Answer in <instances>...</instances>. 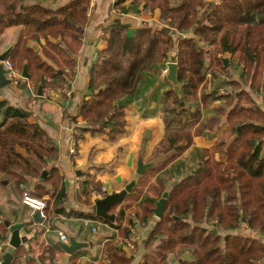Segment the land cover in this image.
<instances>
[{"label":"trees","instance_id":"16d2710c","mask_svg":"<svg viewBox=\"0 0 264 264\" xmlns=\"http://www.w3.org/2000/svg\"><path fill=\"white\" fill-rule=\"evenodd\" d=\"M132 2L135 6L143 3L147 10L159 9L162 26L152 24L130 30L115 22L104 28L106 47L97 53L89 73L88 94L82 97L78 112L72 117L82 122L78 138L87 132L102 134L109 141L122 136L127 113L119 101L133 96L142 74L176 49L172 60L176 63L177 84L161 95L162 136L145 161L153 162L176 146L180 149L157 168L137 177L130 195L136 193L139 202L131 205L126 202L127 195L115 224L98 217L118 230L103 249L109 264H129V258L122 256L117 245V235L129 240L135 223H147L156 201L171 186L162 216L146 238L145 248L161 237L165 240L156 251L144 256L142 264H169V255L175 257L177 264H264V0ZM88 3L89 0H71L51 11L24 0H0V34L7 27L20 26L21 38L68 37L67 46L76 51L83 36L79 27L87 21ZM201 7L209 8L207 24L198 22L197 10ZM192 30L207 47L188 37ZM225 55L233 64L241 65L236 78L229 66L223 67L221 59ZM24 61L34 88L38 84L59 85L54 82L62 71L57 60L59 70L51 73L42 58L24 46L23 53L15 58V67L22 70ZM206 61L210 71L202 75ZM48 75L52 77L50 82L46 81ZM218 77L222 78L220 85L225 93H207L208 85ZM214 100L223 105L205 119ZM221 118L227 126L209 148L193 144L194 136L211 133ZM16 146L24 148L27 157L17 153ZM185 149L187 156L179 158ZM56 159V148L46 132L38 124L29 123L21 109L0 100V181L13 179L19 184L34 178L39 181L36 191H25L39 198L47 192L42 183H50L57 204L65 199L63 188L56 192L57 169H49L48 176L40 181L46 160ZM182 173L183 178L179 179ZM93 190L100 192L101 184L88 173L81 194L90 206ZM242 229L250 235L241 234ZM4 235L5 227L0 222V237ZM53 257L50 251L43 262L51 264ZM16 260L13 256L11 264ZM71 264H75V259Z\"/></svg>","mask_w":264,"mask_h":264},{"label":"crops","instance_id":"0c3cea01","mask_svg":"<svg viewBox=\"0 0 264 264\" xmlns=\"http://www.w3.org/2000/svg\"><path fill=\"white\" fill-rule=\"evenodd\" d=\"M70 1L24 0L26 4L37 5L51 11H56ZM114 7L125 9V11L121 14H113ZM208 12V7L198 8L199 24H207ZM86 17V23L79 27L83 36L76 51L67 46L68 37L48 36L37 39L24 36L21 38L23 33L20 26L7 27L0 34V53L10 48L7 59L12 60L14 65H12L14 79L10 80L9 85L0 88V100L26 112L27 121L38 124L46 132L56 148L57 159L55 161L46 160V169L42 171L40 181L48 176L49 169L55 167L59 179L56 192L60 188L65 191V199L63 198L56 204V194L53 196L51 194L52 184L42 183L47 191L41 198L48 203V229L39 230L36 227L37 220L33 218L34 212L21 203V193L25 190L31 193L35 192L39 181L34 178H28V181L19 184H16L13 179L0 181V221L2 224L4 221H8L10 225H17L18 236L25 237V241L20 242L13 253L17 259L15 264H45L43 258L50 251L54 255L51 264H71L73 259H75V264H109L107 253L103 249L105 244L113 236H116L118 230L114 225H109L98 218L95 214L93 200L103 197L105 192L120 191L133 177L138 179L137 177H140L136 175L138 158L146 163L145 158L150 155L153 145L162 136V125L159 120L160 98L162 93L172 89L174 84L168 81L166 76L161 75L160 69L164 62L173 61L176 49H173L168 58L156 64L152 70L143 73L133 96L122 98L119 101L127 113L126 132L122 136L115 141H109L102 134L87 132L82 138H78L80 132L78 128L82 127V122L74 121L72 117L77 114L82 97L88 94L89 73L92 64L97 59V53L106 47L107 35L104 34V28L110 27L115 22L127 25L130 30L144 25L162 26L159 22V9L147 10L143 7V3L135 6L132 0H89ZM188 37H193L201 47H207V43L199 40L193 34V30L188 34ZM24 46L32 49L42 58L45 68L49 72L58 71L60 64L62 71L59 75L61 77L54 80V82H58V86L45 85L41 87L39 95L37 87L41 84L34 88L31 78L24 80L21 77V69L15 67V58L17 54L23 53ZM24 63L26 62L24 61ZM209 71L210 64L206 61L201 74H209ZM221 77L213 79L214 82L208 85L207 93L217 91V95L223 94L225 89L220 85ZM234 78L236 77L234 76ZM46 81H52V77L48 75ZM22 82L25 83L23 89L20 88ZM62 89H65L66 92ZM220 105H223L222 101L214 100L210 104V113L207 116L204 115L205 119L211 118L215 114L214 109ZM189 110L192 111L193 108L189 107ZM226 126L227 122L221 118L211 133L194 136L193 144L209 148ZM182 143L184 144V142ZM15 151L27 157L24 148L16 146ZM184 151L188 154V149ZM181 154L179 158H183ZM170 155L171 153L168 152L165 155H158V157L163 156L166 159ZM215 157L218 159L219 155L215 154ZM165 159L157 164L153 161L151 168H157ZM221 160H224V157ZM88 173L94 175L95 180L101 184L100 192L93 190L90 193L89 199L92 206L84 203L86 197L81 194V185ZM21 175L26 176L24 172ZM180 177L183 178V173L179 179ZM127 195L126 202H130L131 205H136L139 202L136 193ZM126 196L112 212L115 217L110 222L113 224L124 208ZM84 219H87L89 223L84 224ZM158 220L152 214L147 223L135 225V229L140 233V240L134 249L127 247L128 239L117 235V245L122 249V256L129 258V264H142L144 256L156 251V247L165 240L164 237H161L152 246L145 248V240ZM123 222L124 226L125 221ZM93 227L95 228L94 232L92 231ZM58 232L67 235L65 243L72 236L76 241L85 243V246L71 254L65 252L58 245L61 242L57 236ZM7 233H9V229L5 227V235ZM168 262L177 264L173 255L168 256Z\"/></svg>","mask_w":264,"mask_h":264},{"label":"water","instance_id":"95a60500","mask_svg":"<svg viewBox=\"0 0 264 264\" xmlns=\"http://www.w3.org/2000/svg\"><path fill=\"white\" fill-rule=\"evenodd\" d=\"M10 48L6 49L5 51L0 53V88L9 85L10 84V79L6 78L4 75V68H3V61H5L8 57V54L10 52ZM221 61L223 62V66L225 67L227 64V57H222ZM21 77L24 80H28L30 78V74L28 72V66L27 63L23 64L22 70H21ZM166 79L173 83L174 85L177 84V79H176V63L174 61L168 63V73L166 75ZM24 82L20 84V88L23 89L24 87ZM37 93L40 95L41 93V86L38 85L37 87ZM27 114L26 112H24ZM177 148V146L175 147ZM153 165L152 162H146L143 163L141 158H138L137 160V167H136V175L141 176L144 174V172L151 168ZM45 174V172H43ZM137 182L136 177H133L125 186L123 189L120 191H111V192H105L104 196L101 198H96L93 200V205H94V210L95 214L105 220L113 221L115 215L113 213H109L108 210L110 207L114 205H120L124 197L131 193L132 189L135 187V184ZM172 187V186H171ZM166 188L159 199L155 203V207L153 208V213L154 216L158 219L161 218L163 209L166 203L167 198L169 197V192L170 188ZM33 218L38 220L39 215L38 212L35 211L33 214ZM5 227L9 229V247L5 250L3 253V264H11L13 253L15 249L19 246L20 242L25 241V237H19L18 236V230H17V225H10L8 221H4ZM58 245L63 249L65 252L71 254L75 250L84 247L85 243L78 242L75 240L74 237H69L68 242H60Z\"/></svg>","mask_w":264,"mask_h":264},{"label":"built area","instance_id":"2783aa9c","mask_svg":"<svg viewBox=\"0 0 264 264\" xmlns=\"http://www.w3.org/2000/svg\"><path fill=\"white\" fill-rule=\"evenodd\" d=\"M113 14H121V11L119 8L114 7L112 9ZM168 63L169 61L164 62L163 67L160 69V73L162 76H166L168 73ZM3 68H4V75L6 78L13 80L14 79V73L12 70V63L6 59L3 61ZM73 152V150H71ZM21 203L29 208L31 211L38 212L39 219L36 222V227L41 230V229H48V214H47V209H48V203L45 199L43 198H37L32 195H30L27 191H24L21 197ZM1 222V221H0ZM84 224H88L89 221L87 219L83 220ZM135 229V227H134ZM92 231H95V228H92ZM9 233H7L4 237H0V264H3V253L9 246ZM58 239L61 242H66L67 241V235L58 232L57 233ZM140 236L134 232L133 230V235L130 237L127 247L130 249H134L135 245L139 243Z\"/></svg>","mask_w":264,"mask_h":264},{"label":"rangeland","instance_id":"374dc122","mask_svg":"<svg viewBox=\"0 0 264 264\" xmlns=\"http://www.w3.org/2000/svg\"><path fill=\"white\" fill-rule=\"evenodd\" d=\"M120 11H121V9H120ZM122 12V11H121ZM224 57H227V59H228V61H227V64H226V66L225 67H230V73L231 74H233V77L235 76H238L239 74H240V71H241V65L239 66V65H236V64H233V62H232V60L231 59H229V57L228 56H223V58ZM224 67V66H223ZM205 71V70H204ZM143 75V74H142ZM142 79V78H141ZM139 83V82H138ZM138 85V84H137ZM50 87H52V86H50ZM63 91H65L66 92V90L65 89H62ZM223 93H225V91L223 92ZM145 136H146V134H145ZM144 136V137H145ZM208 137H209V135H208ZM183 144V143H182ZM141 149V148H140ZM179 146L177 147V148H175L174 150H171L170 151V153L171 154H173V153H175V152H178L179 151ZM182 155V157L184 156V157H186L187 156V153L185 152V151H183V153L181 154ZM162 159H165V157H163V156H159V157H157V158H155L153 161L155 162V164H157L158 162H160ZM37 198H39V197H37ZM41 198V197H40ZM154 214V213H153ZM137 223H135V225H136ZM134 232H136L139 236H140V233L136 230V229H134ZM241 234H243V235H250V234H248L247 233V231L245 230V229H242L241 231ZM243 232H246V233H243ZM263 241H264V238H263Z\"/></svg>","mask_w":264,"mask_h":264}]
</instances>
